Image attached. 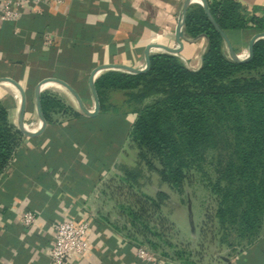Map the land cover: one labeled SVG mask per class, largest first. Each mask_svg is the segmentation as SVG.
<instances>
[{"label":"crops","instance_id":"obj_1","mask_svg":"<svg viewBox=\"0 0 264 264\" xmlns=\"http://www.w3.org/2000/svg\"><path fill=\"white\" fill-rule=\"evenodd\" d=\"M21 1L24 8L17 22L0 21V78H9L23 89L24 121L31 118L39 126L34 97L39 82H65L84 107L92 109L88 79L94 69L110 65L137 69L144 64L146 48L149 56L177 48L175 32L184 0ZM236 1L243 14L264 19V0ZM255 33L254 29L226 31L237 54L247 50ZM47 37L51 43L45 42ZM182 42L175 55L186 67L198 69L205 38L185 36ZM107 71L126 72L102 69L95 80ZM48 84L52 86L47 88ZM42 93L55 95L80 116L53 113L41 134L28 137L16 124L18 90L0 82V100L21 133L0 174V264H52L53 226L66 220L87 221L90 227L87 250L67 264H179L156 254L153 261L142 260L139 246L100 214L101 184L110 175H121V156L135 114L125 108L117 115L99 110L93 117L85 116L74 96L54 82L46 83ZM122 94L112 91L110 102H122ZM25 212L35 213L34 225L20 224ZM220 264H264V235L228 258L221 256Z\"/></svg>","mask_w":264,"mask_h":264},{"label":"trees","instance_id":"obj_2","mask_svg":"<svg viewBox=\"0 0 264 264\" xmlns=\"http://www.w3.org/2000/svg\"><path fill=\"white\" fill-rule=\"evenodd\" d=\"M206 3L225 32L264 31L263 17L243 14L236 0ZM183 31L190 39L204 36L206 40L198 69H190L175 54L163 52L149 56L144 72H104L94 82L99 110L117 115L126 108L135 114L127 140L137 151L136 168L119 166L121 180L132 185H137L144 166L181 193L191 170L200 167L203 151L223 144L226 154L218 161L215 181L209 182L216 196L214 218L224 232L220 244L246 248L259 238L264 214V39L254 42L248 60H232L198 4L188 7ZM112 91L123 93L122 102H110ZM40 104L47 121L58 112L66 118L80 116L50 93L40 95ZM224 126L230 130L226 138ZM20 136L0 100V174ZM156 196L168 197L164 192ZM147 199L158 206L154 198ZM229 235H234L232 240Z\"/></svg>","mask_w":264,"mask_h":264},{"label":"rangeland","instance_id":"obj_3","mask_svg":"<svg viewBox=\"0 0 264 264\" xmlns=\"http://www.w3.org/2000/svg\"><path fill=\"white\" fill-rule=\"evenodd\" d=\"M25 123L31 130L38 128L34 119L28 118ZM13 128L17 129L14 125ZM221 129L224 138L228 137L229 128ZM222 145L220 148L210 146L203 151L200 167L191 170L181 193L162 183L155 172L144 166L137 185L121 180L120 175H110L101 184V216L117 232L162 258L179 264L185 261L220 264L221 256L228 258L245 248L220 244L224 232L219 230L214 218L216 196L211 192L209 182L215 181L218 161L226 154L227 149ZM136 154L127 141L121 165L135 170ZM158 192H164L168 197L159 199ZM148 197L157 200L158 206L151 204ZM263 235L264 214L258 232L259 237ZM233 236L229 235V240Z\"/></svg>","mask_w":264,"mask_h":264},{"label":"water","instance_id":"obj_4","mask_svg":"<svg viewBox=\"0 0 264 264\" xmlns=\"http://www.w3.org/2000/svg\"><path fill=\"white\" fill-rule=\"evenodd\" d=\"M192 3H197L200 6H202V8L204 9L209 21L212 23L214 28L220 34V36H221V38L223 40L224 46H225V51H226V53L228 54V56L232 60H234L236 62H241V61L248 60L251 57V55H252V47H253L254 42L256 40H258V39H264V31L255 33L251 37V39L249 40L248 47H247V57L240 58L239 55L233 49V46H232V44H231L226 32L223 31L218 26V24L215 22V20L211 16V14H210V12H209V10L207 8L206 0H198V2H196L195 0H184L183 4H182V9H181L180 21H179V24L176 27V32H175V41L177 43V48H175V49L164 48L166 52H170V53L176 54V53L181 51V49L183 47L182 40L185 39L183 27H184V22H185V17H186V11H187L188 7ZM148 51H149V47L146 48V50H145L144 67L142 69H138V68L136 69V68L125 67V66L110 65V66H101L99 68L94 69L90 73V76H89V79H88V84H89V88H90L91 96H92V100H93L92 109L85 108L83 103H82V101H81L80 96L70 86H68L65 82H63L61 80H58V79H47V80H43V81L39 82L36 85L35 89H34L36 113H37V117L39 119V126L35 130H29L25 126L24 114H25L26 101H25V95H24L23 89L15 81H13V80H11L9 78H0V82H8V83L12 84L13 86H15V88L19 92V95H20V107H19V114H18V117H17V120H16L17 128L20 130V132L22 134H24L25 136H28V137L37 136V135H39V134H41L43 132V130L45 129V126H46V121H45V119L43 117V114H42V111H41L40 92L43 89V86L46 83H48V82L57 83L60 86H62L65 89H67L74 96V98H75V100L77 102L78 109H79V111L82 114H84L85 116H88V117H93V116L97 115L98 112H99V100H98L96 89H95V85H94L95 76L97 75V73L100 70L107 69V68L123 69L126 72H131V73L144 72V71H146L148 69V66H149V54H148Z\"/></svg>","mask_w":264,"mask_h":264},{"label":"built area","instance_id":"obj_5","mask_svg":"<svg viewBox=\"0 0 264 264\" xmlns=\"http://www.w3.org/2000/svg\"><path fill=\"white\" fill-rule=\"evenodd\" d=\"M34 2L39 0H32ZM24 8L21 0H0V21L17 22ZM46 43H51L50 38H46ZM240 58L247 57V50L238 54ZM141 64L138 69H142ZM27 129L29 125L25 123ZM31 130V129H29ZM35 130V129H34ZM36 222V215L33 212H25L20 219L23 227H30ZM89 223L82 221L74 223L73 220H66L56 223L53 226V241L49 250L52 264H67L75 255H82L88 247ZM137 255L145 261H153L155 255L149 250L138 247Z\"/></svg>","mask_w":264,"mask_h":264},{"label":"bare ground","instance_id":"obj_6","mask_svg":"<svg viewBox=\"0 0 264 264\" xmlns=\"http://www.w3.org/2000/svg\"><path fill=\"white\" fill-rule=\"evenodd\" d=\"M197 2V1H196ZM50 86H52V84L50 85V84H48L46 87L48 88V87H50ZM29 128V127H28ZM30 129V128H29Z\"/></svg>","mask_w":264,"mask_h":264}]
</instances>
